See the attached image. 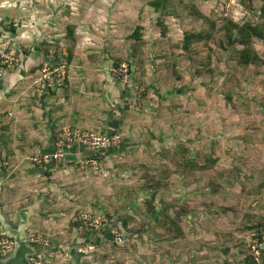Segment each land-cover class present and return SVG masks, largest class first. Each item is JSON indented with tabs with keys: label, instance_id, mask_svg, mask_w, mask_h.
<instances>
[{
	"label": "rangeland",
	"instance_id": "obj_1",
	"mask_svg": "<svg viewBox=\"0 0 264 264\" xmlns=\"http://www.w3.org/2000/svg\"><path fill=\"white\" fill-rule=\"evenodd\" d=\"M152 1L0 0L6 149L27 138L26 98L55 93L52 108L68 113L55 141L64 128L119 136L97 154L75 144L41 176L5 169L1 153L11 182L0 196H21L8 212L18 220L37 202L20 181L36 179L35 212L62 220L56 235L28 232L57 253L44 264H264L263 1L170 0L158 11ZM224 16L258 27L241 36ZM73 117L87 125L68 126Z\"/></svg>",
	"mask_w": 264,
	"mask_h": 264
},
{
	"label": "crops",
	"instance_id": "obj_2",
	"mask_svg": "<svg viewBox=\"0 0 264 264\" xmlns=\"http://www.w3.org/2000/svg\"><path fill=\"white\" fill-rule=\"evenodd\" d=\"M18 35V34H17ZM17 35H15L17 37ZM82 41V40H81ZM80 47V46H79ZM37 53V51H32L31 53L28 54V57L26 58L27 60L25 61V64H23V66L21 67V69H18V72H16V74L14 73H10L9 75L6 74L5 78V86L6 87H10L13 86L12 83H14L19 77L22 76V74H25L26 71H28L31 66L34 65L35 63V54ZM2 80V78H1ZM51 98V100H49V98ZM15 98V97H14ZM47 99H39V100H34L32 98H26L28 103H27V108L29 110V113L31 115V117H29V121L27 122L28 124V131H27V138H22L20 137L19 140H17L16 142H14L12 145H15L12 147L7 148L6 149V145L3 144L2 139L4 138H0V154L2 153V155H9L7 158H5V169L8 167L14 171H18V172H25L27 171V173H36L37 176H41V167L38 168L35 167V165H32V163L30 162V155L35 153L36 148L33 149V146L36 144V142H41V144L43 145L42 147L44 148L41 153H52L54 151L57 150L58 145H57V141H55V139H57V131L59 129H61V127H65V124L68 122L66 117L68 116L67 113V108L63 106V110H61V106H59V112H56L52 106L53 104H50L53 102H55L56 99H61V96L59 95V93H55L52 96H47ZM16 99V98H15ZM18 102L21 103V99H16ZM56 106V105H54ZM19 107H22L21 104H19ZM74 113V111H73ZM70 125L68 126H72L74 125V123H80L81 127H85L84 125L85 122L80 121V120H76V117H73L70 121ZM60 127V128H58ZM57 132V133H56ZM80 145V144H79ZM9 150V151H8ZM38 151V150H37ZM70 155H72L73 153H77V149L73 150L72 152H68ZM71 157V156H70ZM71 159V158H70ZM55 165L54 162L48 163L46 164L45 167L42 168H52ZM0 166H1V161H0ZM1 177V184H0V189L2 188V186H4L5 182L7 181L8 183H10L11 181H9V178L6 177L5 173H3V171H1L0 173ZM29 179H24L20 181V184L23 183H30L31 185V189L30 191H32V194L25 196V201H28V199H32V202L37 201L36 203L31 204L32 205H37L36 207V211L38 210V202L39 205H42V201L44 199V195H43V191L40 190L38 191L37 188L32 187V181L36 179H30V176H28ZM33 181V182H35ZM25 183V184H26ZM14 187L12 186L11 189H13ZM3 192V191H2ZM1 192V193H2ZM2 195V194H1ZM3 196V197H2ZM0 196V201H2V206H0V208L2 209V213L7 217V219L12 222L15 223L17 222V214L16 215H11L10 212L14 206L18 205V201L20 199V195H16V200H12L10 196L8 197H4V195ZM19 196V197H18ZM23 197V196H22ZM34 198V200H33ZM18 200V201H17ZM31 206L30 204L26 205L25 207ZM43 207V205L41 206ZM23 208V207H22ZM31 220H32V224L28 229V232H32V231H38L39 234L41 232H47L48 234H54L56 235L57 233H61L62 229H61V222L62 220L59 218H55L54 216H52L51 214H46L45 217L42 216L40 213L38 212H34L31 216ZM29 234V233H28ZM34 245V244H33ZM35 246H39V245H35ZM50 249L49 247L45 250L47 252V250ZM52 251V250H51ZM50 254V252H49ZM53 256L57 255V253H54L53 251ZM48 256V254L46 255ZM52 256V257H53Z\"/></svg>",
	"mask_w": 264,
	"mask_h": 264
},
{
	"label": "built area",
	"instance_id": "obj_3",
	"mask_svg": "<svg viewBox=\"0 0 264 264\" xmlns=\"http://www.w3.org/2000/svg\"><path fill=\"white\" fill-rule=\"evenodd\" d=\"M0 57H7L1 50H0ZM3 65V64H2ZM6 70V67L3 65L0 67V80L1 77L4 74V71ZM64 137L65 141H59L57 142L58 148L56 151L52 153H40L37 154L34 157V161L36 164H38L40 167H45L46 164L54 162L55 165L60 163L64 157L68 154V152L71 151L73 146L75 144L83 145L87 148L91 153L97 154L100 150H106L109 149V147L112 145V143H115L118 141L119 136H113L114 141L111 140V137L107 136L106 134H99V133H85L80 130L71 131L67 128L63 129V132L60 134V138ZM92 162H95L94 159H90ZM89 216L85 215L84 219H88ZM0 261L9 255L15 248L17 241L6 235L1 229H0ZM33 243L36 241H40L41 245L39 247L43 250V252L39 255L33 256L30 259V264H44L47 260V257H52L53 252L46 253V249L49 246V240L47 238H36L31 240ZM48 254V256H45Z\"/></svg>",
	"mask_w": 264,
	"mask_h": 264
},
{
	"label": "water",
	"instance_id": "obj_4",
	"mask_svg": "<svg viewBox=\"0 0 264 264\" xmlns=\"http://www.w3.org/2000/svg\"><path fill=\"white\" fill-rule=\"evenodd\" d=\"M36 207L37 205H31L22 208L15 223L10 222L0 208V229L17 241L14 250L4 257L0 264H30L31 257L43 252L28 239V229L32 224L31 216L36 211Z\"/></svg>",
	"mask_w": 264,
	"mask_h": 264
},
{
	"label": "trees",
	"instance_id": "obj_5",
	"mask_svg": "<svg viewBox=\"0 0 264 264\" xmlns=\"http://www.w3.org/2000/svg\"><path fill=\"white\" fill-rule=\"evenodd\" d=\"M263 1V3H262V5H261V7H260V12H261V19H264V0H262ZM169 2H170V0H153L152 2H151V5H153V6H155V9L158 11V10H166L167 8H168V6H169ZM224 18L229 22V24H230V26L233 28V30L234 31H237V34H240L241 36H248V34H250L251 32H250V30L248 29V28H251L253 31H256L255 29H257V25H255V24H257L255 21L253 22V21H249V22H247V23H245V24H239L237 21H235L232 17H231V19H227L225 16H224ZM248 27V28H247ZM14 27L12 26V28L10 29V30H8L9 32H13L14 31ZM255 34H256V32L255 33H253V35L255 36ZM195 35H192V34H190L189 35V39H191L192 37H194ZM193 42V41H192ZM247 59L246 60H250L251 58H249V57H246ZM3 65H2V63H1V60H0V67H2ZM168 220H169V218H167V222H168ZM177 222H175V220H170V225H173V226H175L176 225V227L179 229V230H181V228H179V226H177V224H176ZM0 235H1V233H0ZM49 250V252H51L50 250H52V249H48ZM48 250H47V252L46 253H49L48 252ZM47 255V254H46ZM45 255V256H46ZM48 258V257H47Z\"/></svg>",
	"mask_w": 264,
	"mask_h": 264
}]
</instances>
